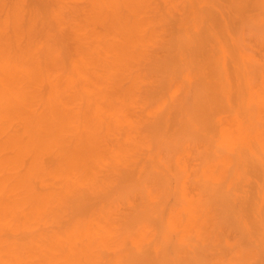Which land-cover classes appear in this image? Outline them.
<instances>
[{"label": "bare ground", "instance_id": "obj_1", "mask_svg": "<svg viewBox=\"0 0 264 264\" xmlns=\"http://www.w3.org/2000/svg\"><path fill=\"white\" fill-rule=\"evenodd\" d=\"M154 6L139 4L108 43L90 35L96 25L76 33L64 12L50 30L0 6V264H261L235 218L260 159L253 144L264 151V59L242 55L248 89L261 92L248 106L238 95L227 101L230 86L213 82L218 66L201 85L176 81L171 49L161 56L153 44L163 24ZM60 29L75 34L70 58ZM176 116L211 140L199 178L180 180L147 156L169 148ZM235 178L236 196L227 189ZM172 199L182 205L168 207Z\"/></svg>", "mask_w": 264, "mask_h": 264}, {"label": "rangeland", "instance_id": "obj_2", "mask_svg": "<svg viewBox=\"0 0 264 264\" xmlns=\"http://www.w3.org/2000/svg\"><path fill=\"white\" fill-rule=\"evenodd\" d=\"M213 1L217 5L210 4V0H167V2L163 0H0V6L5 4L11 8L15 6L22 8L25 14L27 13V18L35 20V23H45L50 30L57 29L56 16L64 12L67 17L64 23L67 24L70 21L75 23L76 33L82 35L90 33L96 25L97 33H90V35L98 41L104 39L108 43L113 36H119L122 31L119 29L120 20L128 18L130 21L135 11H138L139 4H154L155 12H160L156 16L163 20V24L160 27L162 33L157 36L153 44L161 56L164 55L163 51L171 49L175 58L174 68L177 70L174 73V79L182 82L187 76L201 85L202 72L212 71L215 66H218V70H213L217 73L213 82L230 86L225 93L227 101L232 102L234 95H238L243 97V103L248 106L254 103L253 100L257 99L261 92H259L260 87L256 90L248 89L250 86L246 82L243 70L246 61L242 62V55H252L258 60L264 59V14H261L262 11L264 12V0ZM72 6L76 8V11L71 14L68 7ZM84 6L87 8H83ZM97 6L98 10L94 12L92 8L97 9ZM104 6L107 10L103 9ZM59 19L64 20L60 17ZM102 26H106V30ZM205 32H210V35L204 37ZM58 35L64 55L67 58L75 55L77 42L72 29H60ZM198 48H201V52L197 51ZM135 67L136 60L128 64L126 71V75L128 72L132 81ZM253 76L257 83L259 73ZM125 83L123 88L130 90L129 82L125 81ZM193 87L195 89V85ZM170 90L173 92L175 89L170 88ZM125 98L128 107L135 104L133 95L128 94ZM172 123L171 131L164 137L169 148L163 155H157L153 150L151 154L148 152L147 156L150 158L155 155L157 158H163V164H167L169 169L168 174L171 172L180 180L186 177L199 178L201 164L205 163L214 152V149L209 146L211 140L209 138L204 142V133H196L188 121L183 124L177 116ZM212 135L216 136L217 133ZM262 147V144L257 143L252 146V152L260 157L257 160L259 164L256 161L254 165H250L251 179L248 186H245L248 198L244 201L240 216H237L235 220L243 226L253 253L257 254L261 264H264V169L261 165V161L264 163V151ZM148 164L156 166L153 163ZM158 170L164 175L162 168ZM237 183L238 180L235 178L227 185V189L235 196L238 190ZM181 205L182 202L178 199H172L167 204L168 207L175 208ZM168 207L164 210L165 212L157 214L164 223L168 219ZM149 210L159 211L155 206H149ZM29 235L30 233H24L20 237ZM228 236L231 237L232 242H236L241 234L237 231Z\"/></svg>", "mask_w": 264, "mask_h": 264}]
</instances>
